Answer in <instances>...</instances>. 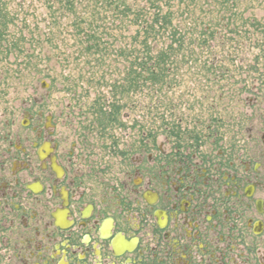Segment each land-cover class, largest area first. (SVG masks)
Listing matches in <instances>:
<instances>
[{
	"label": "flooded vegetation",
	"instance_id": "obj_1",
	"mask_svg": "<svg viewBox=\"0 0 264 264\" xmlns=\"http://www.w3.org/2000/svg\"><path fill=\"white\" fill-rule=\"evenodd\" d=\"M261 77L191 128L100 99L0 122V264H264Z\"/></svg>",
	"mask_w": 264,
	"mask_h": 264
},
{
	"label": "rangeland",
	"instance_id": "obj_2",
	"mask_svg": "<svg viewBox=\"0 0 264 264\" xmlns=\"http://www.w3.org/2000/svg\"><path fill=\"white\" fill-rule=\"evenodd\" d=\"M206 2L211 5L204 6ZM46 3L0 0L9 23L0 28V122L15 121L20 127L24 112H35L36 102L52 111L57 102L78 109L100 99L144 118L143 125L152 117L156 126L182 121L191 128L212 103L218 112L229 108L232 85L259 90L264 0H202L203 8L192 7L178 19L177 37L183 43L176 44L166 64L164 84L133 87L131 40L124 23L111 12L85 25L72 18L54 22L50 18L57 7L50 10ZM87 33L101 39L103 49L95 50ZM164 52L171 55L166 48Z\"/></svg>",
	"mask_w": 264,
	"mask_h": 264
},
{
	"label": "trees",
	"instance_id": "obj_3",
	"mask_svg": "<svg viewBox=\"0 0 264 264\" xmlns=\"http://www.w3.org/2000/svg\"><path fill=\"white\" fill-rule=\"evenodd\" d=\"M47 0L50 10L57 7L50 20L57 22L72 18L86 24L88 19L97 20V17L106 19L111 12L117 22L125 24L124 29L129 33L132 67L130 71V86L133 87L150 83L153 85L164 84L167 75L166 64L173 58L177 48L176 44L183 43L179 39L178 19L190 13L193 7L203 8L202 0ZM189 4V5H188ZM205 5H211L206 2ZM183 10V12H180ZM0 8V28L8 26L6 16L3 17ZM59 16H56L58 15ZM103 14V15H102ZM182 14V15H180ZM100 15V16H99ZM3 18V19H2ZM115 21V22H116ZM90 24L93 25L92 22ZM79 25V24H77ZM114 24H112V27ZM91 33V32H89ZM86 36L90 38L91 34ZM1 34V31H0ZM91 39V38H90ZM92 37L94 49H103L101 44ZM89 42V39H88ZM166 48L171 55L164 52ZM88 49H91L89 47ZM87 49V50H88ZM134 84V85H133Z\"/></svg>",
	"mask_w": 264,
	"mask_h": 264
},
{
	"label": "water",
	"instance_id": "obj_4",
	"mask_svg": "<svg viewBox=\"0 0 264 264\" xmlns=\"http://www.w3.org/2000/svg\"><path fill=\"white\" fill-rule=\"evenodd\" d=\"M42 88H43V89H46V88L43 86V84H42Z\"/></svg>",
	"mask_w": 264,
	"mask_h": 264
}]
</instances>
